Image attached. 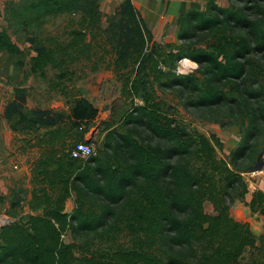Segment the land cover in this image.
<instances>
[{
  "label": "trees",
  "instance_id": "obj_1",
  "mask_svg": "<svg viewBox=\"0 0 264 264\" xmlns=\"http://www.w3.org/2000/svg\"><path fill=\"white\" fill-rule=\"evenodd\" d=\"M101 1L5 2L0 53L23 55L9 31L27 44L34 54L31 72L40 78L47 69L55 72L49 86L63 96L68 114L26 108L21 87L3 109L13 135L35 137L33 143L22 139L19 151L38 149L39 157L31 168L30 213L0 229V264H243L246 254L245 264H264V224L257 247L248 225L229 214V207L249 194L242 174L264 151L257 143L264 128V0H228L226 8L209 0L203 11L186 12L177 20L181 46L174 51L166 45L164 55L133 0L115 8L106 28ZM60 17L62 32L47 33L45 26ZM94 49L112 56L107 68L119 75L129 105L117 123H102L123 128L106 135V161L70 156L76 143H87L83 127L98 117L74 83L84 78V73L75 77L74 65L90 62ZM183 59L197 65L194 73L176 74ZM157 89L183 97L185 107L206 110L208 122L222 125L224 115L225 124L241 127L229 162L218 158L223 145L215 135L189 130L169 115ZM135 98L142 105H134ZM74 135L76 142L67 149ZM204 203L211 204L213 215L204 212ZM245 206L264 223L262 191L253 192ZM122 233L126 244L113 245ZM68 236L72 240L66 243ZM106 239L109 247L94 250Z\"/></svg>",
  "mask_w": 264,
  "mask_h": 264
},
{
  "label": "rangeland",
  "instance_id": "obj_2",
  "mask_svg": "<svg viewBox=\"0 0 264 264\" xmlns=\"http://www.w3.org/2000/svg\"><path fill=\"white\" fill-rule=\"evenodd\" d=\"M5 2L6 0H4L2 5L3 13ZM112 5L111 3L105 4L104 2L101 9L103 10V8ZM142 11L145 16H148L143 9ZM190 11L198 10L193 9ZM64 19L63 17L52 19L45 26V31L52 35L59 32L61 33L64 27ZM146 19L147 21L150 20L152 23V29H149L153 37V42L161 47V55H164L167 51L166 45L171 46L174 51L181 46V41L178 38L179 28L177 26V21L170 23L166 20H153L150 16L146 17ZM6 24L4 16L3 22L0 20V27L5 28ZM102 27L106 28L107 23H102ZM8 33L11 40L15 44H18L20 49L23 50V55L9 56L5 53H0V229L3 226L13 223V217L18 219L26 213H29L27 207L24 206L26 205V199L31 189L29 184L31 179L30 164L36 160L39 154L35 149H30L28 147L25 152L19 151L20 148L25 147V143L22 139H24V141L25 139H32L31 143H33L35 137L31 136L26 138V136H15L11 133L7 122L3 118V109L5 105L13 98L14 90L21 87L26 89V108L36 110L54 109L68 114V107L64 102L63 96L60 95L57 89H50L49 86L55 72L51 69H47L44 78L35 76L31 72L29 66V59L34 54L27 49L28 45L20 43L18 38L13 35L11 31ZM107 50L108 48H106V51ZM93 53H95V56L90 62L81 61L74 65L76 72L75 77H80L81 73H84V78L74 83L79 96L88 97L89 101L98 110V117L96 120L88 127L85 126L83 128H86V131L91 133L90 136H88L89 140L87 144L94 148L96 157H99L102 161H106L110 154V149H105L104 146L106 135L113 132L122 133L123 128L119 127L118 124H113L110 129H107L102 123H117L129 105L121 96V83L118 82L119 75H115L112 68H107L108 64L111 63L112 65V56L100 49H94ZM100 57H104V60L99 61ZM183 60H186V62H182L181 60L176 63V74L190 75L194 73L197 69V65L188 59ZM93 63L97 65L99 63V65L98 70L91 73L90 67ZM69 86L73 88L71 84H69ZM156 96L157 98H161L162 102L164 101L163 103L167 105V112L169 115H171L174 120L184 123L189 130L195 129L205 136L215 135L223 145V150L217 151L218 158L229 162L231 154L240 145L242 139L241 127L225 124L227 118L224 115H222V118H224L221 120L222 125L204 120V116L209 117V115L207 116L208 112L206 110L196 111L190 106H183L182 102H184V98H179L176 94L166 89H157ZM131 102L132 101H130V103ZM133 103L136 106L142 105V102L138 98H135ZM67 123L66 126L61 125L60 127L67 128ZM76 137L77 136L74 135L71 140L67 141V149L73 147L76 142ZM257 143L259 145L264 144V128ZM263 153L264 151L261 153L258 162L260 164ZM255 165L256 162L250 170H247L248 172L242 174L243 180L247 183L249 193L257 191L258 187L264 190V173L250 176ZM18 193L20 203L18 206L13 207V201L17 199ZM248 196L249 195H247L243 201H236L229 207V214L235 222L248 225L250 232L254 236L256 246L261 247L260 240L263 236V219L258 214H252L248 207L245 206V199H247ZM69 201L74 207V198H71ZM73 207H65V209L68 213H71ZM203 207L206 214L213 215L211 204L204 203ZM71 240L69 236L64 237L66 243H69ZM115 240L118 242L113 245H125L127 242L124 233L118 235ZM110 245L111 242L106 239V241L98 242L94 250L98 249V246H100L102 250ZM247 259H249V257L246 254L243 264L246 263Z\"/></svg>",
  "mask_w": 264,
  "mask_h": 264
},
{
  "label": "crops",
  "instance_id": "obj_3",
  "mask_svg": "<svg viewBox=\"0 0 264 264\" xmlns=\"http://www.w3.org/2000/svg\"><path fill=\"white\" fill-rule=\"evenodd\" d=\"M123 0H102L101 1V7L102 4L105 2L106 3H111L113 4L112 6H108L107 8L101 9L102 12V23L106 24L107 18L114 13L115 8L122 2ZM209 0H133L134 5L136 8L140 11L143 20L147 24L148 28L152 29V23L150 20L147 21L146 17L150 16L153 20H166L169 21L170 23L173 21H177L183 14L186 12L197 9L198 11H203L207 5ZM216 4L221 7V8H226L229 5L228 0H215ZM4 3V0H0V20L3 22L4 18V13H3V8L2 5ZM201 5V6H200ZM2 9V10H1ZM142 9L147 13L148 16H145ZM3 28L0 27V31ZM26 87V86H25ZM86 100L89 101L88 97L86 98L83 96ZM90 102V101H89ZM91 103V102H90ZM92 104V103H91ZM93 105V104H92ZM43 131V130H42ZM43 133V132H42ZM91 133L85 132L83 135V140L88 141ZM77 135H79V132H77ZM37 152H39L38 149H35ZM39 157V154H38ZM36 158V160L38 159ZM36 160L33 161V163L36 162ZM30 164V193L29 196L26 199V205L24 207H28L27 203L30 200L31 197V191L33 188V183H32V174H31V168L32 164ZM262 183V182H261ZM258 190L264 192V190L261 187H258ZM251 194L249 193L247 199H245L246 203L250 202L251 200ZM65 207H73V204L69 201L66 202ZM28 210V208H27ZM66 210V209H65ZM29 212V210H28ZM67 212V210H66ZM30 213V212H29ZM28 214V213H26Z\"/></svg>",
  "mask_w": 264,
  "mask_h": 264
},
{
  "label": "built area",
  "instance_id": "obj_4",
  "mask_svg": "<svg viewBox=\"0 0 264 264\" xmlns=\"http://www.w3.org/2000/svg\"><path fill=\"white\" fill-rule=\"evenodd\" d=\"M70 156L72 159L85 161L89 158H95L96 154L94 148L91 145L85 142H78L74 145V147L70 151ZM263 173H264V153L262 155L260 169L258 171L251 172L250 176L261 175Z\"/></svg>",
  "mask_w": 264,
  "mask_h": 264
},
{
  "label": "water",
  "instance_id": "obj_5",
  "mask_svg": "<svg viewBox=\"0 0 264 264\" xmlns=\"http://www.w3.org/2000/svg\"><path fill=\"white\" fill-rule=\"evenodd\" d=\"M261 156V155H260ZM259 159H260V157H259ZM259 161V160H258ZM260 163H256V165H255V167H254V169H253V171H258L259 169H260V167H261V164L259 165Z\"/></svg>",
  "mask_w": 264,
  "mask_h": 264
},
{
  "label": "bare ground",
  "instance_id": "obj_6",
  "mask_svg": "<svg viewBox=\"0 0 264 264\" xmlns=\"http://www.w3.org/2000/svg\"><path fill=\"white\" fill-rule=\"evenodd\" d=\"M182 62H186V60H182Z\"/></svg>",
  "mask_w": 264,
  "mask_h": 264
}]
</instances>
